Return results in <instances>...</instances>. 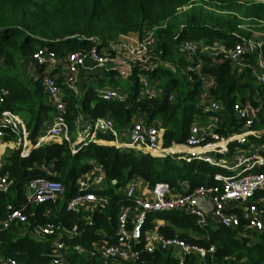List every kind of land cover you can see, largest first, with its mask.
Returning a JSON list of instances; mask_svg holds the SVG:
<instances>
[{"label":"trees","instance_id":"16d2710c","mask_svg":"<svg viewBox=\"0 0 264 264\" xmlns=\"http://www.w3.org/2000/svg\"><path fill=\"white\" fill-rule=\"evenodd\" d=\"M257 31L264 32V0H0V88L7 91L0 111L10 110L20 115L30 139L35 142L56 112L41 80L29 76L28 66L38 49L48 48L62 55L88 51L94 46L101 50L130 34L142 37L144 32H153L156 40L153 52L168 65H160L150 74L151 80L160 83L161 95L152 100L141 98L136 74L129 77L132 86L122 91L127 95L125 101H106L95 86L88 87L83 96L63 87L66 120L72 136L80 113L92 122L111 119L118 132L130 129L135 117L150 126L158 124L165 130V147L173 142L185 143L193 124H206L215 117L221 120L216 133L228 137L242 127L233 112L236 102H249L259 109L253 128L260 129L264 127V86L253 74L255 54L248 55V66L240 71L229 60L218 62L204 55L191 58L180 50L184 41L232 47L253 38ZM199 59L203 62L202 74L215 78L211 97L223 104L222 111L204 112L198 106L203 82L195 74L193 81L183 74L186 67L196 66ZM108 75L114 77V73ZM107 80L101 79L98 86L102 87ZM0 129L6 130L1 124ZM101 137L113 141L110 136ZM12 139L8 135L5 141ZM249 139L251 144L243 147L264 145V136ZM76 150L74 153L65 140L52 141L32 149L25 158L20 148L4 156L0 177L8 176L14 184L7 192L0 191V219L7 216L9 205L20 208L27 203L29 184L37 178L60 181L64 194L55 204L30 207L26 224L0 233V264L6 258L24 264H51L54 243L59 239L69 246L88 250H94L100 242L116 243L118 217L125 207L133 205L124 190L135 178L149 188L164 182L172 191L187 194L197 187L216 184L217 173L233 174L204 162L155 158L137 150H121L94 142L81 143ZM93 163L105 174L104 188L94 192L106 196L109 204L68 211V201L79 193L78 182L93 170ZM44 167L50 170L49 174ZM263 197L264 191L256 194L255 199ZM47 224L60 225L68 231L76 229V234L35 238V230ZM133 227L129 224V228ZM152 231L207 249L215 246L216 251L205 260L190 255L181 262L173 251H145L143 237L137 244L140 260L125 264H264V231L254 232L243 224L238 228L200 225L195 216L185 212H148L143 236ZM66 257L71 264H112L98 256L75 252Z\"/></svg>","mask_w":264,"mask_h":264},{"label":"built area","instance_id":"2783aa9c","mask_svg":"<svg viewBox=\"0 0 264 264\" xmlns=\"http://www.w3.org/2000/svg\"><path fill=\"white\" fill-rule=\"evenodd\" d=\"M156 44L153 32H144L142 37L130 39L129 35L122 37L109 48L98 49L94 46L88 51L80 50L69 52L65 55L49 50L38 49L32 56L31 66L42 68L44 71L37 76L41 80L46 95L51 105L55 108V116L48 125L44 134L33 142L25 121L20 115L10 111H0V124L7 130L0 129V148L9 147L3 151L0 157V167L4 156L9 151L22 150V157H28L34 148L44 146L52 141H67L73 152L77 153L76 144L70 133L66 120V105L63 99L58 78L47 72L49 70H60L64 85L67 90L79 94L80 72L89 69L88 63L93 64L95 70L118 71L123 77L136 74L141 87V98L157 99L161 95L160 83L151 80L150 74L160 65H165L153 52ZM180 50L191 58L202 55L222 62L231 61L242 71L248 66V55L255 54L257 62L252 66L253 74L257 82L264 86V33L260 38L246 39L235 46L229 47L220 43L206 46L194 41H184ZM124 55L125 60L121 58ZM125 69L121 70L124 65ZM203 62L199 59L196 66H188L183 70L189 81L194 80V74L203 82V93L198 100V106L204 112L215 113L222 111L224 106L211 97V90L215 88V78L202 74ZM7 91L0 88V108L4 105ZM101 98L106 101H125L127 95L122 91L111 88L100 93ZM174 100V95L170 96ZM235 117L242 122L238 133L228 137L216 133L221 120L212 118L208 124H193L190 135L185 143L173 142L171 146H164L165 130L156 125H148L145 120L133 121L129 129V141L123 143L119 139L115 122L111 119H98L94 122L87 121L82 114L76 118V134L81 143L95 142L98 134L113 138L117 149H133L146 151L155 158H175L179 162L191 163L194 161L204 162L208 165L227 170L232 175L217 173L214 176L216 184L211 186H200L187 194H172L168 183H157L153 188L141 189L137 182L129 183L124 195L133 202L132 206L125 207L118 217V239L114 244L100 242L94 250H88L81 246H69L61 239L54 243L51 264H71L67 260L70 252L91 257H100L110 261L112 264L136 263L141 258V251L137 244L144 237V250L154 253L157 250L173 251L177 258L184 262L190 255H197L201 260L213 256L216 248H204L189 244L179 238H165L156 231L147 232L144 236L142 227L148 212L181 211L195 216L198 224H207V205L202 202L208 199L212 205L211 217L213 225L226 228H238L242 224L246 229L254 232L264 231V210L256 201V194L264 191V150L246 152L242 149L250 141L251 136L264 135V130H254L253 126L257 119L259 109L253 107L249 102H236L233 106ZM8 135L13 139L5 141ZM233 145V150L231 146ZM233 159V160H230ZM48 174L49 169L43 168ZM105 174L101 171L94 174L93 180L79 181L78 194L67 203L68 211H79L85 206L95 209L98 206H107L109 199L104 195H98L94 191L98 185L103 184ZM116 183V182H114ZM14 182L8 176L0 177V191L7 192ZM64 194V186L60 181L37 178L28 187L27 203L20 208L8 206V214L0 219V233L11 229L15 225L26 224L29 220L27 211L30 207H36L46 203H57ZM264 199V197L262 198ZM133 224V228H129ZM141 228L138 229L137 226ZM76 234V229L68 231L60 225L47 224L38 227L34 237L42 240L48 236L63 238L65 235ZM1 264H24L12 258L3 259Z\"/></svg>","mask_w":264,"mask_h":264},{"label":"crops","instance_id":"0c3cea01","mask_svg":"<svg viewBox=\"0 0 264 264\" xmlns=\"http://www.w3.org/2000/svg\"><path fill=\"white\" fill-rule=\"evenodd\" d=\"M138 37H140L138 34H130L129 35L130 39H137ZM121 58L123 60H125L124 55H122V54H121ZM88 67H89V69L80 72V77H79V95L80 96H83L84 91L90 86H95L99 90V94L102 91H104V90L111 89V87L107 86L108 80L105 82V84L102 87L98 86V84L100 83V80L104 79V78L108 79V77H106V75L111 74V73H114V77L113 78H115V79L116 78H118V79L122 78V79L129 80V77H123L118 71L95 70L93 68V64L91 62L88 63ZM39 69H42V68H37V67L31 66V65L28 66L29 73H31V74L36 73V77L35 78H37V76H39V74H41V72L44 71L42 69V71L40 72ZM124 69H125V62H124V65L121 67V70H124ZM46 70H47V72L51 73L52 75L57 76L59 86L61 85V87H60L61 92L64 95L63 87H65V85H64L63 77L61 75V71L60 70L59 71L58 70L53 71V70H49V69H46ZM32 78H34L33 75H32ZM137 119H142V118L135 117L134 121L137 120ZM210 121L211 120H209L206 124L210 123ZM254 130L262 131V130H264V127L260 128V129H254ZM118 133H119V139H120L121 142L126 143V142L129 141V128L124 129V130H122V131H120ZM101 136H102V134H98L97 135V139L95 140L94 143H97V144H100V145L114 146V141L109 142V141L103 139ZM262 136H264V135H261L259 137H262ZM253 137H255V136H253ZM255 138H258V137H255ZM249 141H250V139H249ZM58 142H60V141H58ZM81 142L82 141L78 139V136L74 140V144H76V146L81 144ZM248 144H251V141ZM242 149L247 154L250 151L264 150V145L254 144L251 148L242 147ZM139 152L146 153V151H139ZM230 160H233V159L230 158ZM99 171L103 172V169L100 166L94 164L93 170L90 171L88 174L84 175L79 181H84V180L88 181V180H90V182H91L93 180V178H94V174L99 172ZM233 173H235V172H233ZM132 182L139 183L140 184V188L142 190L143 189L145 190V189L149 188L148 185L146 183H144V181H142L141 179L135 178ZM94 187H95L94 190H101V189L104 188V185L100 184V185H98L97 188H96V186H94ZM171 193L172 194H179L178 192H175V191H172ZM256 201L259 202V206L261 208H263V210H264V199L257 198ZM202 202L206 203V205H207V208H206V211H207V214H208L207 215L208 216L207 217V224H212L213 223V219H212V217L210 215L211 211H212V205H211V203L209 202L208 199H204V200H202ZM83 209L88 210L90 208H89V206H85V207H83Z\"/></svg>","mask_w":264,"mask_h":264},{"label":"rangeland","instance_id":"374dc122","mask_svg":"<svg viewBox=\"0 0 264 264\" xmlns=\"http://www.w3.org/2000/svg\"><path fill=\"white\" fill-rule=\"evenodd\" d=\"M242 28L243 29H247V26H243ZM263 33L264 32L257 31V32H254L253 35H254L255 38H260L261 37V34H263ZM32 75H33L34 78L36 77V73H33V74L29 73V76L30 77H32ZM131 84L132 83L130 81L126 80V79H122V78H120V79L116 78L115 79V78H113L112 75H109L108 76L107 86H109L111 88H114V89H117L119 91H125V90H127L129 87L132 86ZM42 134H43V131H42V133H40V135H42ZM76 137H77V134L76 133H73V139L74 140L76 139ZM238 172H235V174H237Z\"/></svg>","mask_w":264,"mask_h":264},{"label":"bare ground","instance_id":"6f19581e","mask_svg":"<svg viewBox=\"0 0 264 264\" xmlns=\"http://www.w3.org/2000/svg\"><path fill=\"white\" fill-rule=\"evenodd\" d=\"M8 147H9V145H6V146H3V147L0 148V157H1L2 153H3V151H5Z\"/></svg>","mask_w":264,"mask_h":264},{"label":"water","instance_id":"95a60500","mask_svg":"<svg viewBox=\"0 0 264 264\" xmlns=\"http://www.w3.org/2000/svg\"><path fill=\"white\" fill-rule=\"evenodd\" d=\"M137 228H138V229H140V228H141V226H140V225H138V226H137Z\"/></svg>","mask_w":264,"mask_h":264}]
</instances>
